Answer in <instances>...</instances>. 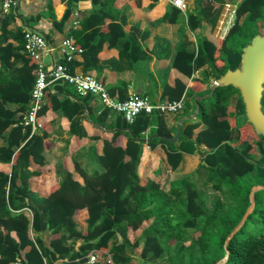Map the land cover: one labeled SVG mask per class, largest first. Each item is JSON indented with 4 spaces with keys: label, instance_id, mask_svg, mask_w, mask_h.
<instances>
[{
    "label": "trees",
    "instance_id": "16d2710c",
    "mask_svg": "<svg viewBox=\"0 0 264 264\" xmlns=\"http://www.w3.org/2000/svg\"><path fill=\"white\" fill-rule=\"evenodd\" d=\"M91 1L94 8L82 19V29L72 31L74 43L82 48L86 69L99 63L105 43L117 47L126 37V17L121 22L114 21L121 6L144 4V0ZM234 1L198 0L197 12L187 9L190 29L201 26L202 16H214L222 6ZM158 3L159 0H148V7ZM170 6L165 16L177 22L182 11ZM73 13L67 9L62 20L57 21L53 9L51 12L61 29ZM9 15L0 23V36L6 41L0 47V138L5 139L0 145V264H44V256L48 263L65 257L76 263L84 261L89 250L101 257L95 264H140L159 259L164 264H264V190L255 193L253 211L228 239L247 210L251 187L264 184V136L246 121L240 90L232 85H213L208 96L201 93L199 100L193 98V89L185 93L180 82L174 93L166 86L167 99L186 95L183 112L189 115L197 108L196 116L200 118L186 123L176 142L163 138L172 137L175 130L168 127L165 115L141 113L132 123L123 119L99 155L103 171L88 174L79 168L84 183L68 173L48 196H40L30 184L40 172L30 170V165L32 160L45 163L48 134L43 127L33 130L32 125L25 124L39 64L25 50L24 31L9 30ZM235 15L234 24L219 45L199 36L197 51L179 49L173 65L189 74L205 67V80H198L200 86L211 78L217 80L229 68H237L243 47L255 34L264 33V0H242ZM18 59L23 60L22 66L16 64ZM61 61L71 73L76 72L79 62ZM67 85L54 84V93L52 87L46 90L39 115L49 107L63 109L58 95L70 91ZM128 97L125 94L121 100ZM262 104L264 110V95ZM76 108L82 111L80 105ZM201 121L207 128L193 138ZM123 131L127 134L126 145H116ZM72 132L78 133L76 123ZM146 143L152 149L162 143L173 170L180 166L184 153L201 154V163L193 173L173 181L169 191L155 180L142 185L138 167ZM202 144L207 148L202 149ZM195 173L199 177L205 174L202 183H212L220 195L209 200L191 179ZM85 208L87 228L82 230L77 228V216ZM130 229L138 231L133 240L129 238ZM43 231L52 234L48 251L40 250V238L32 236ZM118 234L122 240L110 247ZM72 238L81 240L78 247L76 241L68 242ZM105 250L112 253L111 261L103 254Z\"/></svg>",
    "mask_w": 264,
    "mask_h": 264
},
{
    "label": "crops",
    "instance_id": "0c3cea01",
    "mask_svg": "<svg viewBox=\"0 0 264 264\" xmlns=\"http://www.w3.org/2000/svg\"><path fill=\"white\" fill-rule=\"evenodd\" d=\"M241 1L235 0L233 3H226L214 16L208 18L202 16L201 26L195 30L190 29L187 23V14L188 10L197 12L199 9L198 0L190 2L188 10L182 11L177 22H171L165 16L166 11L171 8V0H159V3L153 8L148 7V0H144L142 6L127 4L121 6L114 21L121 22L122 17H126V37L117 47L111 48L108 43H105L99 54V63L95 67L86 69L82 64L84 60L82 54L75 53L72 61L74 63L79 62L75 70L79 73L85 72L96 76L106 84L111 94L114 91L112 96L119 100H121V96L125 94L129 96L132 93L147 95L153 102L165 100L169 98L166 86H169L171 92L174 93L173 89L177 88L179 82L185 86V93L193 89L197 93L193 98L199 100L203 97L201 93H206L204 97L208 96L207 92H210L215 79L211 78L210 82L200 86L198 80L200 82L205 80L207 71L205 67L189 74L175 67L173 61L181 48L197 51V38L199 36H205L219 45L220 39H222L219 36L221 22L225 20L231 9H236L237 4ZM93 8L94 5L91 0H67L65 2L59 0H19L17 9L8 16V28L17 32L20 29L24 31L29 27L42 32L55 48L53 52L44 53L43 58L46 66H52L61 60L60 53L56 48L66 38L73 37V30L82 29V19L89 16ZM52 9L57 21L62 20L67 9L74 11L64 28L61 29L55 25V19L51 14ZM132 26L136 27L132 28ZM11 41L14 45L18 44L15 39H11ZM5 44L6 41L0 36V47ZM16 64L22 66L24 62L22 59H18ZM67 87L70 89L69 92L58 95V102L62 103L63 109L49 107L39 118L38 127H43L48 134L44 153L45 163L40 164L34 160L31 161L30 170L40 173L32 177L30 184L40 196H48L53 186L58 185L68 173H72L75 179L84 183V177L80 170L86 171L88 174L103 171L104 165L99 155L105 141L112 139L113 132L120 128L124 119L122 114L107 107L100 96L82 97L77 94L72 85L69 84ZM51 90L53 93L56 92L54 87ZM185 96L183 97L185 98ZM77 105L82 107L81 112L76 110ZM105 110L107 114H104ZM196 113L197 108H194L193 113L189 115L182 110L175 114L165 115V119L169 128H175V135L179 123L182 124L183 128L186 123L200 120ZM69 114L72 117H69ZM75 123L78 133L72 132ZM206 128L207 124L201 121L193 138H196ZM126 142L127 134L123 131L115 144L125 146ZM4 143L5 139L0 138V145ZM201 148L206 149L207 146L202 144ZM200 163L201 155L199 153H184L180 166L173 170L164 145L159 143L155 149H152L146 143L138 167L140 182L142 185H146L150 180H155L166 191H169L173 181L193 173ZM87 218L88 210L85 208L77 216L78 229L85 230L87 228ZM35 235L40 238V247H42L40 250L48 251L52 237L50 231L32 233V236ZM137 235L138 231L129 230L131 240ZM121 240L122 235L118 234L109 246L111 247L115 242ZM72 241H76V247L81 243L78 238H72L68 242ZM94 252V250H89L87 255ZM103 254L112 259V253L109 250H105ZM68 263L67 257L48 263L47 257L44 256V264ZM10 264L23 263L15 261Z\"/></svg>",
    "mask_w": 264,
    "mask_h": 264
},
{
    "label": "built area",
    "instance_id": "2783aa9c",
    "mask_svg": "<svg viewBox=\"0 0 264 264\" xmlns=\"http://www.w3.org/2000/svg\"><path fill=\"white\" fill-rule=\"evenodd\" d=\"M192 0H171L172 4L185 12ZM19 4V0H0V23L4 16L13 13ZM235 15V9L228 12L225 20L221 22L219 36L224 38L231 26ZM236 18V15H235ZM25 35V50L36 60H38V77L31 93L30 108L25 116V124L32 125L33 130H36L39 124V111L43 107L45 101L46 90L53 87L56 83H68L74 87L77 94L80 96L98 95L103 103L118 113L122 114L124 119L132 123L141 113L153 114L155 112L168 115L180 112L185 107V98L177 100L165 99L158 102H153L149 96L132 93L129 97L122 101L110 93L106 84L99 80L96 76L90 73H71L67 66L61 61L63 59L72 60L75 53L82 52L74 43L73 37L66 38L56 49L59 51L61 60L55 62L52 66H46L43 58L44 53L53 52L55 48L51 45L48 38L39 30L26 28ZM216 80H214L215 82ZM99 259L95 252L86 256L84 261L76 263L69 262L68 264H95ZM111 261L110 258H108Z\"/></svg>",
    "mask_w": 264,
    "mask_h": 264
},
{
    "label": "water",
    "instance_id": "95a60500",
    "mask_svg": "<svg viewBox=\"0 0 264 264\" xmlns=\"http://www.w3.org/2000/svg\"><path fill=\"white\" fill-rule=\"evenodd\" d=\"M232 85L240 90L245 105L246 121L251 124L254 131L264 136V110L262 98L264 95V33L254 35L251 41L243 47L240 65L229 68L215 82L214 86ZM182 124L172 137L163 136L169 142H176L180 137ZM151 136L149 139H151ZM264 190V184H254L249 193V205L237 226L230 232L228 239L245 222L247 216L255 207V193Z\"/></svg>",
    "mask_w": 264,
    "mask_h": 264
},
{
    "label": "rangeland",
    "instance_id": "374dc122",
    "mask_svg": "<svg viewBox=\"0 0 264 264\" xmlns=\"http://www.w3.org/2000/svg\"><path fill=\"white\" fill-rule=\"evenodd\" d=\"M234 20H235V15L233 17L232 22H234ZM204 175L202 177H204ZM202 177H199L198 173H195V174H193L191 179L197 182L198 186L207 195L208 199L212 200L216 196L220 195V192L216 190V188L212 185V183H207V184L202 183L203 182ZM140 264H164V263H163L162 259H159V260L151 262V263L140 262Z\"/></svg>",
    "mask_w": 264,
    "mask_h": 264
},
{
    "label": "bare ground",
    "instance_id": "6f19581e",
    "mask_svg": "<svg viewBox=\"0 0 264 264\" xmlns=\"http://www.w3.org/2000/svg\"><path fill=\"white\" fill-rule=\"evenodd\" d=\"M223 19H224V17H223Z\"/></svg>",
    "mask_w": 264,
    "mask_h": 264
}]
</instances>
